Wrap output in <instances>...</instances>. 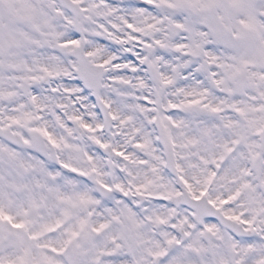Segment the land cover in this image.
<instances>
[{
    "label": "snow or ice",
    "instance_id": "1",
    "mask_svg": "<svg viewBox=\"0 0 264 264\" xmlns=\"http://www.w3.org/2000/svg\"><path fill=\"white\" fill-rule=\"evenodd\" d=\"M0 264H264V0H0Z\"/></svg>",
    "mask_w": 264,
    "mask_h": 264
}]
</instances>
